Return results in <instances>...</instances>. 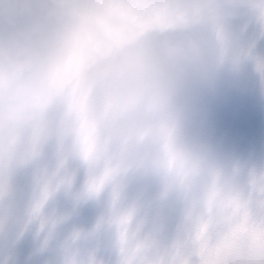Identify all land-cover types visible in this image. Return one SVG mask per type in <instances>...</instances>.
Listing matches in <instances>:
<instances>
[{
  "label": "clouds",
  "instance_id": "1",
  "mask_svg": "<svg viewBox=\"0 0 264 264\" xmlns=\"http://www.w3.org/2000/svg\"><path fill=\"white\" fill-rule=\"evenodd\" d=\"M0 264H264V0H0Z\"/></svg>",
  "mask_w": 264,
  "mask_h": 264
}]
</instances>
